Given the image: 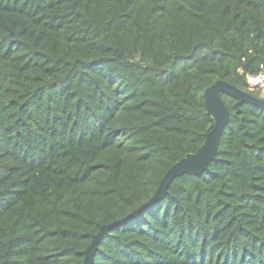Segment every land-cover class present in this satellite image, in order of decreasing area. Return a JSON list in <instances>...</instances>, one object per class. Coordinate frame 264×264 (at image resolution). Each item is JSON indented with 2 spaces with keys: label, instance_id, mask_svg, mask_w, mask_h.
<instances>
[{
  "label": "trees",
  "instance_id": "16d2710c",
  "mask_svg": "<svg viewBox=\"0 0 264 264\" xmlns=\"http://www.w3.org/2000/svg\"><path fill=\"white\" fill-rule=\"evenodd\" d=\"M263 71L264 0H0V264H81ZM221 97L216 159L92 264H264V106Z\"/></svg>",
  "mask_w": 264,
  "mask_h": 264
},
{
  "label": "water",
  "instance_id": "95a60500",
  "mask_svg": "<svg viewBox=\"0 0 264 264\" xmlns=\"http://www.w3.org/2000/svg\"><path fill=\"white\" fill-rule=\"evenodd\" d=\"M221 94H225L234 99L232 105L236 111H238L239 105L242 102H249L255 105L264 106V98L255 97L244 89L224 79H217L210 85L206 86L203 92L204 106L206 114L211 116L213 124L210 130L206 133L203 143L196 151L187 152L165 171L163 176L158 181L154 194L148 201L140 205L137 209L125 217L101 226L84 250V257L81 264H92L93 255L98 248V242L109 228L127 221L129 218L139 213L145 206L151 205L153 202L163 199L168 192L170 183L175 177L184 173L200 174L208 169L209 163L216 159L220 136L230 116L228 107L224 99L221 97Z\"/></svg>",
  "mask_w": 264,
  "mask_h": 264
},
{
  "label": "rangeland",
  "instance_id": "374dc122",
  "mask_svg": "<svg viewBox=\"0 0 264 264\" xmlns=\"http://www.w3.org/2000/svg\"><path fill=\"white\" fill-rule=\"evenodd\" d=\"M252 85H256L260 89V97L264 98V71L256 77L250 79Z\"/></svg>",
  "mask_w": 264,
  "mask_h": 264
},
{
  "label": "built area",
  "instance_id": "2783aa9c",
  "mask_svg": "<svg viewBox=\"0 0 264 264\" xmlns=\"http://www.w3.org/2000/svg\"><path fill=\"white\" fill-rule=\"evenodd\" d=\"M258 76V75H257ZM253 77H256V76H253ZM252 77L249 78V80L251 79Z\"/></svg>",
  "mask_w": 264,
  "mask_h": 264
}]
</instances>
